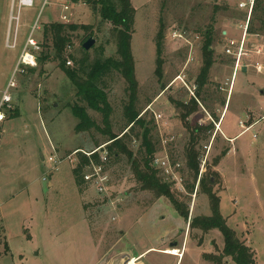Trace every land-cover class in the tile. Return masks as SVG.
I'll use <instances>...</instances> for the list:
<instances>
[{
    "label": "rangeland",
    "instance_id": "1",
    "mask_svg": "<svg viewBox=\"0 0 264 264\" xmlns=\"http://www.w3.org/2000/svg\"><path fill=\"white\" fill-rule=\"evenodd\" d=\"M59 2L70 6L71 24L82 26L65 51V62H71L70 66L65 63L67 67L76 66L70 55L78 61L84 58L80 47L90 35L95 43L87 51L86 64L116 57L111 26L99 18L88 0ZM245 2L248 0H130L135 10L130 48L137 82L136 108L143 109L141 115L146 112L147 122H153L157 158L166 159L176 169V179L159 170L175 198L188 205L187 220L164 198L142 191L125 158L107 165L111 181L106 195L97 196L93 187L80 194L73 175L78 155L73 153L75 149L94 151L95 143L107 137L94 130L76 133L78 119L71 107L85 108L99 126L101 115L76 96L58 62L45 67L37 63L36 79L30 80L27 68L23 76L15 77L18 88L12 90V99L18 115L7 119L0 136V264H124L125 257L129 264L148 248L153 249L142 259L144 264H211L204 256L221 253L222 235L218 230L205 232L189 225L194 218L211 215L210 201L199 187L202 176L212 178L208 187L219 198V214L226 226L250 248L254 264H264V95L259 93L264 89V70H256L258 65L264 69V25L255 35L246 33L248 14L239 7ZM10 4L11 0H0V87L11 77L21 45L38 15L40 31L33 38L42 42V23L58 22L60 13L56 3L41 10V0L33 8H23L18 46L8 49L5 36ZM160 21L164 24L161 79L154 74ZM206 30L213 33L214 64L188 120L190 126H212L213 131L198 146L203 158L190 195L185 186L191 180L183 163L189 136L174 102L188 104L195 99ZM242 41L243 55L234 72L235 58L226 51H234ZM102 80L111 107V130L118 134L125 125L127 84L114 71ZM154 114L167 123L160 131ZM139 144L136 139L131 144L135 153ZM52 149L63 160L56 171L48 162ZM176 180L182 189L174 187ZM172 243L178 246L171 247ZM172 249H181L180 257L162 253ZM225 262L236 264L231 258Z\"/></svg>",
    "mask_w": 264,
    "mask_h": 264
},
{
    "label": "trees",
    "instance_id": "2",
    "mask_svg": "<svg viewBox=\"0 0 264 264\" xmlns=\"http://www.w3.org/2000/svg\"><path fill=\"white\" fill-rule=\"evenodd\" d=\"M93 10L98 13L99 18L110 24L111 35L116 43V57H109L103 61L96 60L93 64H86L87 51L80 47V53L84 57L81 60L74 59L75 67L69 68L65 65V51L71 45L74 34L82 28L77 24H62L59 22L42 23L41 48L37 63L41 66L49 62H58L61 71L72 83L76 90V96L86 103L89 110L101 115V126L89 116L87 110L78 105L71 107L73 116L78 119V123L74 127L76 133L89 132L94 130L106 136L107 139L102 142H96L95 149L105 145L104 150L109 156V163L113 164L120 159L125 158L130 164L133 177L140 186L142 191L153 193L156 198H164L176 211L177 215L184 220L188 219V205L179 202L170 188V184L166 182L163 173L154 166L153 161L157 157V145L154 140L153 131L155 129L153 122L146 121V112L137 110V82L134 74V62L131 54L130 42L133 34V24L135 10L130 0H88ZM259 28H255V24ZM264 25V0H253V7L246 28V33L255 35L262 30ZM93 37L90 35L88 37ZM164 24L159 23L158 32L155 37V76L162 77V54L164 49ZM212 30L204 32V41L201 48L202 66L195 79V99L188 104L174 102L175 106L181 110L180 119L184 128L188 133V142L184 150L183 163L189 174L191 182L185 186L186 193L192 195L199 177V169L202 162L203 154L199 149V144L205 138L211 136L212 126H190L188 117L192 115L196 109V98L200 97V92L208 83L207 77L210 68L214 64ZM45 67V66H44ZM42 69V67H41ZM117 72L126 82V91L128 93L127 103L124 105L123 113L125 125L121 132L115 134L111 130L110 114L111 107L108 103L107 94L103 89V77L110 72ZM32 73V72H31ZM102 86V87H100ZM139 140L140 144L135 153L131 144L134 140ZM78 161L73 169V175L80 194H83L90 188L85 184L82 178V172L88 165V158L81 152L76 153ZM91 159L98 163L99 152L91 156ZM212 178L202 176L199 179V187L202 188L204 194L210 201L211 215L207 217L194 218L190 226L198 227L202 231L208 232L218 230L223 237L224 246L219 255H205L204 260L211 264H226L225 259L231 258L236 264H254L252 251L248 246L241 242L235 232L226 226L225 220L219 214V198L212 192ZM187 194V195H188Z\"/></svg>",
    "mask_w": 264,
    "mask_h": 264
},
{
    "label": "built area",
    "instance_id": "3",
    "mask_svg": "<svg viewBox=\"0 0 264 264\" xmlns=\"http://www.w3.org/2000/svg\"><path fill=\"white\" fill-rule=\"evenodd\" d=\"M53 3H56V5L60 8L58 22L62 24H71V17H72V15L70 14L71 9H70V6L66 3H60L59 0H41V10H43L49 5H53ZM35 4H36V0H11L9 18L7 22V32L5 36L6 48L8 49L17 48L18 29L20 25L21 10L23 8H33ZM239 7L246 11V13L248 14V18H249L251 11H252V7H253V0H248V2L241 3L239 4ZM39 22H40V19L38 15L33 25L31 26L30 31L28 32L26 38L24 39V42L20 49V53L17 58L16 65L12 71L11 77L9 78L5 88L0 93V136H1V129L3 127L4 122L6 121L7 117L14 111L12 90L16 89L17 87L15 77L23 76L25 74L24 72L25 68H36L37 67V59H38V56L42 48H41V42L36 41L33 38V35L38 30L40 31ZM243 42L244 41H242L240 43V46L239 47L237 46L234 51H231L233 50L232 48L226 51L228 55H232L235 58L234 72H236L239 69L240 59H241V56L243 55L242 54ZM231 44L233 45L234 43L231 42ZM66 64L67 66H70L71 62L67 61ZM256 70L258 72H262L264 69L258 65L256 67ZM37 87H40V85L38 84ZM154 120H155L156 125L159 128L158 129L159 131L160 129L166 127L167 123L164 122V119L162 118L160 114H156V115L154 114ZM104 148H105V145L100 146L99 148L91 152L80 151L89 160L88 165L85 167L84 171L82 172V178L85 184H88L90 187H93L97 196L106 195L109 183L111 181L108 175V169H107V165L109 164V156L107 152L104 150ZM52 150H53V155L48 157V162L52 164L51 170L56 171L57 167L63 162V160L57 156L54 149ZM96 152H99L98 163H95L91 159V156L95 154ZM76 153H73V154H76ZM67 159L70 160L71 156H69ZM153 164L158 169L163 170L164 173L167 175L170 172L172 178L176 179L175 178L176 169L173 168L172 170V168L169 166L166 159L156 157L153 161ZM176 167H178V165ZM42 180L46 181V179L44 178ZM179 183L180 182L178 180L174 182L175 184L174 187H176V189H179L180 187H181L180 189H182V186Z\"/></svg>",
    "mask_w": 264,
    "mask_h": 264
},
{
    "label": "crops",
    "instance_id": "4",
    "mask_svg": "<svg viewBox=\"0 0 264 264\" xmlns=\"http://www.w3.org/2000/svg\"><path fill=\"white\" fill-rule=\"evenodd\" d=\"M21 47H22V45H21ZM20 53V52H19ZM14 69V68H13ZM28 69V72H30V80H32V79H36L35 78V76H36V74H35V72H37V70H36V68H27ZM46 70V69H45ZM13 71V70H12ZM32 72V73H31ZM9 80V79H8ZM29 80V81H30ZM7 79H6V81H5V83H3V85L2 86H4V84H7ZM35 83H37V85L39 84L40 85V83H38V82H35ZM18 85V84H17ZM0 87V93H1V91H2V89H4L5 88V86H4V88L3 87ZM18 88V87H17ZM18 115V107H17V109H15V111H14V114H12V115H9L8 117H7V119L8 118H10V117H12L13 115ZM7 119H6V121H7ZM5 121V122H6ZM4 122V123H5ZM4 125V124H3ZM232 140L233 139H235V137H233V138H231ZM51 145V144H50ZM78 150H80V149H75V151H78ZM93 151V150H92ZM49 185H50V183H49ZM172 247H174V246H172ZM151 249H153V248H148L147 250H145V251H143V253H141L138 257H135L134 258V260L133 259H131L130 261L131 262H133V264H135L136 263V260H142V259H144V257H146L145 255H146V253L148 252V251H152ZM176 250V249H175ZM164 252H166V251H164ZM164 252H162L163 254H165ZM180 253H181V251H180ZM179 253V254H180ZM178 254V255H179ZM168 255V254H167ZM172 256V255H171ZM177 257H180V256H177ZM140 264H144L143 263V260H142V262L140 263Z\"/></svg>",
    "mask_w": 264,
    "mask_h": 264
},
{
    "label": "water",
    "instance_id": "5",
    "mask_svg": "<svg viewBox=\"0 0 264 264\" xmlns=\"http://www.w3.org/2000/svg\"><path fill=\"white\" fill-rule=\"evenodd\" d=\"M94 43H95V40H94L93 38H89V39H87V40L83 43L82 48H83L85 51H88V50H90V48L94 45ZM243 71H245V68H243ZM259 93H260L261 95H264V89L260 90ZM127 261H128V258L125 257V258L123 259L124 264H126Z\"/></svg>",
    "mask_w": 264,
    "mask_h": 264
},
{
    "label": "bare ground",
    "instance_id": "6",
    "mask_svg": "<svg viewBox=\"0 0 264 264\" xmlns=\"http://www.w3.org/2000/svg\"><path fill=\"white\" fill-rule=\"evenodd\" d=\"M165 254H168V255H172V256H179L178 254H179V252L178 251H176V250H170V251H166V252H164ZM129 264H133V262H129Z\"/></svg>",
    "mask_w": 264,
    "mask_h": 264
},
{
    "label": "flooded vegetation",
    "instance_id": "7",
    "mask_svg": "<svg viewBox=\"0 0 264 264\" xmlns=\"http://www.w3.org/2000/svg\"><path fill=\"white\" fill-rule=\"evenodd\" d=\"M180 218H181V217H180ZM190 223H191V222H190ZM190 223H189V225H190ZM175 245H176V246H175ZM172 246L177 247L178 245H177V243H172L171 247H172ZM176 250H177L178 252H180L181 249H176ZM181 251H182V250H181Z\"/></svg>",
    "mask_w": 264,
    "mask_h": 264
}]
</instances>
